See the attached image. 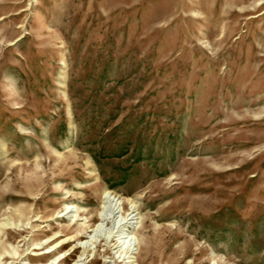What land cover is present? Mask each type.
Returning <instances> with one entry per match:
<instances>
[{
	"label": "rangeland",
	"instance_id": "374dc122",
	"mask_svg": "<svg viewBox=\"0 0 264 264\" xmlns=\"http://www.w3.org/2000/svg\"><path fill=\"white\" fill-rule=\"evenodd\" d=\"M0 264H264V0H0Z\"/></svg>",
	"mask_w": 264,
	"mask_h": 264
},
{
	"label": "bare ground",
	"instance_id": "6f19581e",
	"mask_svg": "<svg viewBox=\"0 0 264 264\" xmlns=\"http://www.w3.org/2000/svg\"><path fill=\"white\" fill-rule=\"evenodd\" d=\"M106 200L109 201V203H108V215H106V216L104 215L103 218H107V222L111 226V229H109L108 235H107V238H106L107 248H109V243L110 242L116 243L117 240L120 239V237H118V235L121 234L122 226H124V224H126L131 218H129L128 217L129 215L127 214V215H121V218L118 219L117 218L118 217L117 212L118 211L121 212V208L122 207H119V205H116V202L113 203L114 202L113 198L107 197ZM116 219H118V220H116ZM114 220H116V227L115 228H114V226L112 227ZM95 233L97 235H102L103 233H105V231L103 232L102 229L97 228V229H95ZM121 242H122V240H121ZM111 246H112V244H111ZM85 247H86V243H85ZM116 247H118V246H116Z\"/></svg>",
	"mask_w": 264,
	"mask_h": 264
}]
</instances>
